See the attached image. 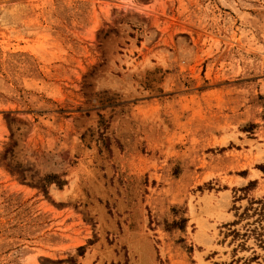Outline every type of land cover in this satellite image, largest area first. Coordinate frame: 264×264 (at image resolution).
I'll return each instance as SVG.
<instances>
[{
	"label": "rangeland",
	"instance_id": "obj_1",
	"mask_svg": "<svg viewBox=\"0 0 264 264\" xmlns=\"http://www.w3.org/2000/svg\"><path fill=\"white\" fill-rule=\"evenodd\" d=\"M0 264H264V0H0Z\"/></svg>",
	"mask_w": 264,
	"mask_h": 264
},
{
	"label": "trees",
	"instance_id": "obj_2",
	"mask_svg": "<svg viewBox=\"0 0 264 264\" xmlns=\"http://www.w3.org/2000/svg\"><path fill=\"white\" fill-rule=\"evenodd\" d=\"M48 181L49 180H54L53 182L59 187L61 188L64 184H65V181L64 180H60L58 177H56L55 175H52V176H48L47 177Z\"/></svg>",
	"mask_w": 264,
	"mask_h": 264
},
{
	"label": "crops",
	"instance_id": "obj_3",
	"mask_svg": "<svg viewBox=\"0 0 264 264\" xmlns=\"http://www.w3.org/2000/svg\"><path fill=\"white\" fill-rule=\"evenodd\" d=\"M249 177H246V178H242V185H246L247 183H248V181H249Z\"/></svg>",
	"mask_w": 264,
	"mask_h": 264
}]
</instances>
